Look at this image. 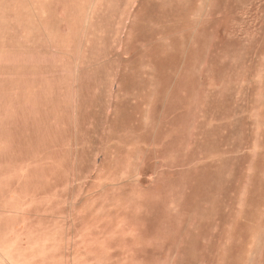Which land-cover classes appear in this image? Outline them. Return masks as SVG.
<instances>
[{
	"label": "rangeland",
	"instance_id": "rangeland-1",
	"mask_svg": "<svg viewBox=\"0 0 264 264\" xmlns=\"http://www.w3.org/2000/svg\"><path fill=\"white\" fill-rule=\"evenodd\" d=\"M0 264H264V0H0Z\"/></svg>",
	"mask_w": 264,
	"mask_h": 264
}]
</instances>
